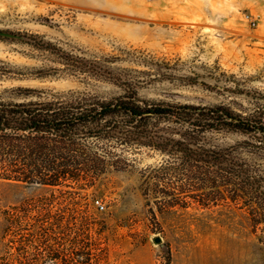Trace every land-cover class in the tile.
Here are the masks:
<instances>
[{
	"label": "rangeland",
	"instance_id": "1",
	"mask_svg": "<svg viewBox=\"0 0 264 264\" xmlns=\"http://www.w3.org/2000/svg\"><path fill=\"white\" fill-rule=\"evenodd\" d=\"M0 31V91L191 107L148 129L242 172L107 142L93 183L0 179V264H264V137L208 117L264 127V0H0Z\"/></svg>",
	"mask_w": 264,
	"mask_h": 264
},
{
	"label": "trees",
	"instance_id": "2",
	"mask_svg": "<svg viewBox=\"0 0 264 264\" xmlns=\"http://www.w3.org/2000/svg\"><path fill=\"white\" fill-rule=\"evenodd\" d=\"M3 71L6 72L0 70ZM5 93L15 96L6 97ZM39 93L21 88L0 91V179L65 186L88 182L87 178L92 175L93 183L114 165L108 164L112 163L108 161L111 152L100 146L107 142L123 147L136 144L160 149L180 156L185 162L199 160L219 171L228 170L242 177V172L224 164L228 157L225 153L202 155L190 148L193 135L185 133L183 141H175L148 129L154 119L181 122L195 117V109L191 107L141 105L134 99L124 98L105 102L82 96L45 97ZM222 110L221 114L208 117L218 125L260 132L264 137V127L259 123L240 119L235 123V117Z\"/></svg>",
	"mask_w": 264,
	"mask_h": 264
},
{
	"label": "water",
	"instance_id": "3",
	"mask_svg": "<svg viewBox=\"0 0 264 264\" xmlns=\"http://www.w3.org/2000/svg\"><path fill=\"white\" fill-rule=\"evenodd\" d=\"M0 38L10 39V40H18V41H27L28 40L27 37L15 35L13 33L5 32V31H0ZM155 242L159 244V243H161V239L157 237L155 239Z\"/></svg>",
	"mask_w": 264,
	"mask_h": 264
},
{
	"label": "built area",
	"instance_id": "4",
	"mask_svg": "<svg viewBox=\"0 0 264 264\" xmlns=\"http://www.w3.org/2000/svg\"><path fill=\"white\" fill-rule=\"evenodd\" d=\"M246 20L248 21V22H250V24L252 25V26H256V20L255 19H253L251 16H246Z\"/></svg>",
	"mask_w": 264,
	"mask_h": 264
}]
</instances>
